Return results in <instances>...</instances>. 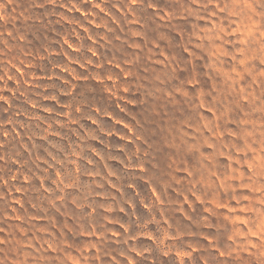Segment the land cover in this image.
Masks as SVG:
<instances>
[{"label":"rangeland","instance_id":"374dc122","mask_svg":"<svg viewBox=\"0 0 264 264\" xmlns=\"http://www.w3.org/2000/svg\"><path fill=\"white\" fill-rule=\"evenodd\" d=\"M0 264H264V0H0Z\"/></svg>","mask_w":264,"mask_h":264}]
</instances>
